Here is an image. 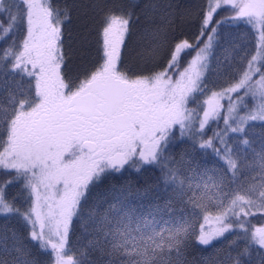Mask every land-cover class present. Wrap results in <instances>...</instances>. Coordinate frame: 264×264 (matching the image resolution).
<instances>
[{
  "label": "snow or ice",
  "instance_id": "6c2138e0",
  "mask_svg": "<svg viewBox=\"0 0 264 264\" xmlns=\"http://www.w3.org/2000/svg\"><path fill=\"white\" fill-rule=\"evenodd\" d=\"M77 7L0 0V264L264 258V0Z\"/></svg>",
  "mask_w": 264,
  "mask_h": 264
},
{
  "label": "trees",
  "instance_id": "16d2710c",
  "mask_svg": "<svg viewBox=\"0 0 264 264\" xmlns=\"http://www.w3.org/2000/svg\"><path fill=\"white\" fill-rule=\"evenodd\" d=\"M61 4L65 2L68 4H75L78 7L72 14L71 25V48H70V61L73 71L79 70L83 66L87 65L91 58L94 45H88L83 43V38L87 35L89 40H93L94 37L89 33L95 28L96 24L93 20V12L90 5L98 0H60ZM138 59V49L135 44L130 45L127 52V61L130 65H134ZM259 132V129H257ZM259 217V214H258ZM254 224H264V219H254ZM202 255L195 250H190L188 258L190 260L199 261L202 259ZM253 264H264V258L259 255H253Z\"/></svg>",
  "mask_w": 264,
  "mask_h": 264
}]
</instances>
